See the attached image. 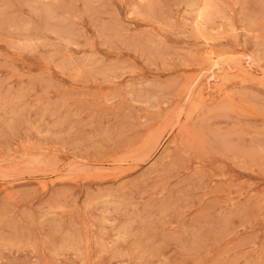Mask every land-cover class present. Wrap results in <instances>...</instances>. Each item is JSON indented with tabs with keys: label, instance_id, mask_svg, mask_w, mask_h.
Returning a JSON list of instances; mask_svg holds the SVG:
<instances>
[{
	"label": "rangeland",
	"instance_id": "374dc122",
	"mask_svg": "<svg viewBox=\"0 0 264 264\" xmlns=\"http://www.w3.org/2000/svg\"><path fill=\"white\" fill-rule=\"evenodd\" d=\"M0 264H264V0H0Z\"/></svg>",
	"mask_w": 264,
	"mask_h": 264
}]
</instances>
